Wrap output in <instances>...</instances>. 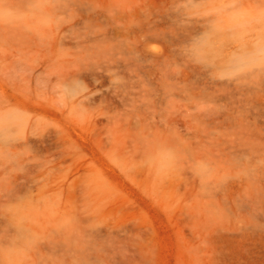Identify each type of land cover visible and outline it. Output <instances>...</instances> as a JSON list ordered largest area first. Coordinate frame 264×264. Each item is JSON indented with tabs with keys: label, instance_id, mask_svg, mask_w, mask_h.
<instances>
[{
	"label": "rangeland",
	"instance_id": "rangeland-1",
	"mask_svg": "<svg viewBox=\"0 0 264 264\" xmlns=\"http://www.w3.org/2000/svg\"><path fill=\"white\" fill-rule=\"evenodd\" d=\"M0 264H264V0H0Z\"/></svg>",
	"mask_w": 264,
	"mask_h": 264
}]
</instances>
